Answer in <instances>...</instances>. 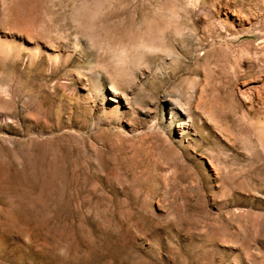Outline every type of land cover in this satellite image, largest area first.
I'll list each match as a JSON object with an SVG mask.
<instances>
[{
	"label": "rangeland",
	"instance_id": "1",
	"mask_svg": "<svg viewBox=\"0 0 264 264\" xmlns=\"http://www.w3.org/2000/svg\"><path fill=\"white\" fill-rule=\"evenodd\" d=\"M0 264H264V0H0Z\"/></svg>",
	"mask_w": 264,
	"mask_h": 264
}]
</instances>
